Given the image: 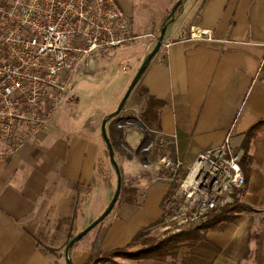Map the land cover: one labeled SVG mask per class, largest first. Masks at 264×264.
Segmentation results:
<instances>
[{"label": "crops", "instance_id": "crops-1", "mask_svg": "<svg viewBox=\"0 0 264 264\" xmlns=\"http://www.w3.org/2000/svg\"><path fill=\"white\" fill-rule=\"evenodd\" d=\"M117 2L132 17L136 38L111 52L108 61L131 66V80L154 48L177 0ZM183 2L125 108L107 124L123 186L137 187L138 201L117 205L96 226L94 246L73 251L75 264L127 245L163 216L162 202L177 181L157 171L162 156L181 161L186 171L200 153L221 144L228 133L233 149L245 151L246 185L238 202L249 208L209 230L208 239L191 249L186 264H264V0ZM194 24L212 29L216 40L179 39ZM92 60L96 66L104 61ZM88 67L82 70L87 79L94 75ZM144 88L166 102L160 130L152 129L140 115ZM77 99L78 94L73 102ZM132 99H139L136 114ZM65 106L40 137L0 158V264H54L36 236L42 221H63L76 209L74 227L85 221L82 230L113 198V169L101 134L107 113L74 118ZM81 188L88 195L78 207ZM125 260L118 261L125 264Z\"/></svg>", "mask_w": 264, "mask_h": 264}, {"label": "built area", "instance_id": "built-area-1", "mask_svg": "<svg viewBox=\"0 0 264 264\" xmlns=\"http://www.w3.org/2000/svg\"><path fill=\"white\" fill-rule=\"evenodd\" d=\"M131 29L132 17L117 0H0V158L40 137L75 98L76 74L135 39ZM189 38L216 40L212 29L196 24L179 34ZM231 138L188 167L166 201L171 221L182 225L241 199L245 151L234 150ZM182 165L164 155L156 169L174 176Z\"/></svg>", "mask_w": 264, "mask_h": 264}, {"label": "rangeland", "instance_id": "rangeland-1", "mask_svg": "<svg viewBox=\"0 0 264 264\" xmlns=\"http://www.w3.org/2000/svg\"><path fill=\"white\" fill-rule=\"evenodd\" d=\"M113 55L109 53L107 56L102 57L104 61L103 63H100L99 66H96L95 64L97 63L94 60H92V62L90 63L88 67V69L94 70L93 72L94 75L92 77L88 79L84 77L83 71H85L86 68L83 71H80L76 74L74 91L76 92V94L79 95V99H77L74 102H68L66 104L65 107L67 108H65V110L69 112L70 116H74V118H77L79 114L82 117L93 119L95 116L100 117L102 113H107L108 115L109 113L117 110L120 102L125 96L134 77L131 80L129 79V72H131V68H130L131 66H127V64L125 65L124 63H121L119 61H115L114 63H110V61H108L112 58ZM124 66L126 67V69L123 68ZM86 75L88 76L89 74L87 73ZM129 102H130V105L132 106L131 107L132 111L136 114L137 110H139V106H138L140 104L138 103L139 99H135V100L132 99ZM125 106H126V103L123 106V108H125ZM61 110L63 111L64 109L62 108ZM100 166H101V170H104L105 165L101 163ZM110 166H112L111 163H110ZM112 169L113 170L110 171V177H112L111 178L112 185L115 191L116 186H117L118 176L113 166H112ZM186 171L183 170L182 168V170L176 175L168 176V173L170 172V170L165 169L163 170V174L166 177H170L173 180L177 181L175 182L176 188H177L181 180L185 177ZM122 186H123V183H122ZM78 191L79 193L77 196V201H75V204H78V207H79L81 206L82 202L87 198L88 194L85 188H81ZM173 193L174 192L170 193L169 198H171ZM170 217H171L170 215L165 216V220L162 223L151 227L150 234L152 236H158V235L168 236L176 232H179L184 227V225L187 223L186 222L182 225H178L176 221H171ZM202 217H199L197 220H199ZM84 223L85 221H81L78 224L76 223V227H74L75 219L74 221L66 220V221H60V222L51 221V220L42 221L39 229L37 230L36 236H37L40 248L47 255H49L51 258L55 260L54 264L56 263L57 264H67L65 261V257H64L66 245L70 241L71 235L75 236L78 232L81 231V227L83 226ZM162 228H167V229L162 230ZM96 232H97V229L95 227L89 233V235L83 241H80L77 244V246L72 250L71 256H72L73 251H75L79 247L80 249L90 248L91 243L94 241L97 235ZM115 260L117 262H119L118 260H125L123 261V262H126L125 264H137L136 262L140 261L139 259H133L130 257H126V258L116 257ZM144 261H151V260H144Z\"/></svg>", "mask_w": 264, "mask_h": 264}, {"label": "trees", "instance_id": "trees-1", "mask_svg": "<svg viewBox=\"0 0 264 264\" xmlns=\"http://www.w3.org/2000/svg\"><path fill=\"white\" fill-rule=\"evenodd\" d=\"M182 5L177 10L176 15L181 11ZM167 19L168 16L166 17L165 21ZM142 95L144 96V103L140 108L141 117L149 124L152 129L160 130L161 111L165 107L166 102L152 95L146 88L142 90ZM70 102H73V100ZM255 127L256 126L252 127L247 133V140H249V138L252 136ZM171 175L172 173L169 172L168 176ZM175 188L176 186H173V188H171L163 200L162 207L164 213L156 223L142 228L127 245L115 248L102 254H98L97 256L91 255L83 264H121L115 260L116 257H130L139 260L170 261L175 264H186L191 254V249L199 242L208 239L209 230L218 227L224 221L234 220L242 210H248L249 208L245 204H241L236 201L221 209H214L206 212L199 220H189L179 232L168 236H152L150 234V228L162 223L165 220V216L172 214V210L167 207L166 201L169 198L170 193L174 192ZM137 194V187L126 185L122 186L119 199L113 209H115L117 205L120 206L123 203L136 204L138 201ZM76 216L77 211L74 209L73 215L69 218L63 219V221H74ZM91 231H89L83 238L73 245L72 249L70 250V256L72 250L77 246V244L80 241H83ZM73 237L74 236L72 235L70 236L71 239ZM93 246L94 241L91 243V247ZM72 264H75L73 259Z\"/></svg>", "mask_w": 264, "mask_h": 264}, {"label": "water", "instance_id": "water-1", "mask_svg": "<svg viewBox=\"0 0 264 264\" xmlns=\"http://www.w3.org/2000/svg\"><path fill=\"white\" fill-rule=\"evenodd\" d=\"M183 1L184 0H177L175 5L171 9V11L168 15V19L163 23V25L160 29V34L157 38V42H156L154 48L143 59L141 66L139 67L136 75L134 76V78H133L125 96L123 97L122 101L120 102L117 110H115L114 112H111L110 114L105 116L102 120L101 134H102L103 140L106 144V147L108 149L111 165L114 167V169L117 173V176H118L117 186H116L113 198H112L111 202L109 203V205L107 206V208L104 210V212L98 218H96L93 222H91L86 228H84L83 230L78 232L68 242L66 249H65V254H64L65 261L67 264H72V259L70 256V250L72 249L73 245L77 241H79L81 238H83L89 231H91L93 228H95L100 222H102L111 213V211L113 210L114 206L116 205V203L119 199L121 189H122V178H121V172H120L119 164H118L117 159L115 157V151H114L113 145H112L111 140H110L109 135H108L107 124L113 117L117 116L121 112V110L123 109V106L125 105L127 99L129 98V96H130L131 92L133 91V89L135 88V86L138 84L141 76L145 72L149 63L151 62L153 57L158 53L160 47L162 46V44L164 42L167 28L172 22L175 21L176 12H177L178 8L182 5Z\"/></svg>", "mask_w": 264, "mask_h": 264}]
</instances>
